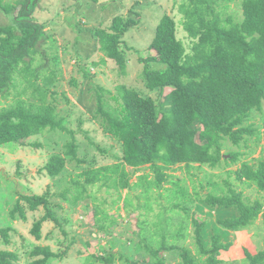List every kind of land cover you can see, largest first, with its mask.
<instances>
[{
	"label": "trees",
	"instance_id": "16d2710c",
	"mask_svg": "<svg viewBox=\"0 0 264 264\" xmlns=\"http://www.w3.org/2000/svg\"><path fill=\"white\" fill-rule=\"evenodd\" d=\"M29 1L0 2V9L10 15L11 21L0 25V103L16 87V74L20 75L23 82L32 85L34 91L40 90L36 84L38 75L33 73L31 66L34 55L41 53L37 45L44 33L42 26L29 18ZM240 1L243 15L240 20L222 17V12L215 7V0L181 2L178 7L182 15L181 25L191 39L187 50L177 37L174 18L167 14L162 16L149 46L156 54L146 60L164 64L166 68L161 71L145 67L142 78L149 90L164 92L168 89L162 107L169 104L170 110H157V103L152 97L125 86L119 87V109L111 108L101 98L98 99V116L101 117L105 132L121 144L122 156H116L113 164L81 166L80 172L71 179V184L59 193L63 200L76 205L90 197L96 203L89 190L99 184L98 189L106 187L117 191L118 198L113 203L121 199L122 189L129 190L124 198L128 210L132 205L133 189L141 187L142 192L133 198L137 202L143 199L145 203H138L134 210H151L150 200L155 199L153 202H156L163 196L170 202V206L164 208V215L176 209L183 210L200 198L199 192L194 188L192 197L185 182L179 178L173 179L166 169L176 164H183L187 170L194 164L210 168L230 166L238 162L242 153H223L225 141H230L236 147H241V142L246 146L247 137L255 136V141H259L256 135L258 130L250 123V119L254 110H261L264 101V0ZM17 6L19 9L13 14ZM136 22L129 19L122 23V19L116 17L109 28L96 31L101 51L121 74L127 65L124 50L120 47L121 36ZM43 81L49 82L47 78ZM40 92L39 96H33L31 102L16 97L9 106L0 107V145L15 142L25 144L23 141L29 136L48 130L68 132L72 138L66 144L64 155H53L43 167L48 176L53 177L65 169V156H70L69 162H76V165H81L85 160L78 157L79 148L74 132L68 130L63 118H58L54 107L46 103L45 94ZM146 165L153 168L155 178L149 179L148 174H142L137 182H130L129 169L134 172ZM235 173L238 180L245 178L246 183L255 184L259 190H264V157H259L253 164L243 162ZM168 183L170 187L165 186ZM155 192L156 196L153 195ZM228 192L221 195L208 193L204 199L210 206L236 207L237 216L220 220L224 228L236 231L249 227L260 212H263L261 216L264 219L260 201L244 202L242 192L231 187ZM23 202L30 211H36L39 207L45 210L31 229L37 239L41 238L45 222L53 221L62 228L58 211L62 206L51 201L49 190L43 194H19L10 210L11 218H15L17 212L23 220L27 219ZM101 205L93 207L96 220L92 228L105 232L107 224L104 220L110 216L105 211H99ZM112 219L111 223H115V219ZM195 219L192 222L199 254L193 253L187 246L176 244L184 237V228L180 226L176 231L178 236L173 235L176 232H173L174 225L170 224V220L173 221L171 215L163 217L158 229L155 228V232L160 234L157 243L151 235L150 225L148 232L144 228H141V232L139 230L137 244L139 249H145L142 257L148 253L150 264H165L166 256H162V253L176 251L173 253L181 258V264H219V250L229 248L230 243H220V235L214 234L206 246L202 233L205 222ZM138 221L139 224H145L147 219ZM10 229L0 228V236L5 242H9L7 231ZM102 250L104 254H94V259L87 264H114L117 259L128 264H140L138 260L126 258L122 253L117 254L105 248ZM244 251L249 264H264V249L255 254L247 249ZM30 255L33 260L27 264H47L55 254L50 247L36 246ZM204 255L206 257L202 259ZM17 259V253L0 248V264H14Z\"/></svg>",
	"mask_w": 264,
	"mask_h": 264
},
{
	"label": "rangeland",
	"instance_id": "374dc122",
	"mask_svg": "<svg viewBox=\"0 0 264 264\" xmlns=\"http://www.w3.org/2000/svg\"><path fill=\"white\" fill-rule=\"evenodd\" d=\"M15 0H0L2 4L13 3ZM184 0H30L28 9L31 11L30 20L42 26L44 36L37 45L41 53L34 55L33 73L38 75L36 84L39 92L32 85L23 82L20 75H15L16 87L5 96L0 107L9 106L14 98L20 97L31 102L39 93L45 94L46 103L54 107L58 118H63L64 125L74 132L78 144V157L85 160L81 165L69 162L70 156H65L67 165L57 176L50 177L43 167L48 164L55 154L64 155L66 144L71 141V135L66 131L48 130L36 136H29L25 144L6 143L0 145V228L10 227L7 231L9 242L0 236V248L17 253L18 259L14 264H27L33 258L30 252L36 246L50 247L54 256L47 264H87L94 259V254H104L103 248L115 253H122L126 258L138 260L140 264H150L149 254L146 258L145 249H139L138 232L151 226V235L160 238L155 232L163 217L173 215V232L180 226L184 235L176 244L189 247L193 253L199 254L194 218L205 222L203 226V242L207 246L214 234L220 235V243H230V247L219 250V264H249L244 249L255 254L264 249V219L260 212L257 219L249 227L240 230H228L220 224L221 219L238 215L236 207H218L208 205L204 199L208 193L214 195L229 194L231 187L242 192V200L252 203L258 200L264 209V190H259L255 184L246 183L242 178L237 179L235 171L243 162L253 164L259 157H264V101L261 110H254L250 123L258 130L259 141L255 136L247 137L245 146L236 147L230 141L224 142L223 153L238 151L242 153L235 164L218 168L194 164L187 170L183 164H176L166 169L173 179L185 182L189 192L194 195V188L199 192V199L186 206L164 215V208L170 206L165 196L151 199V210L140 208L134 210L138 203L134 195L142 192L141 187L133 189L132 205L125 208L124 198L127 189H122L121 199L114 188L107 189L97 184L89 190L96 203L89 198L71 205L63 200L59 193L71 184V179L80 172L81 166L97 164L98 166L113 164L117 157L122 156V146L112 136L105 132L101 117L98 116V99L111 108H120L119 87L133 89L144 96L152 97L157 103V110H170L165 101L167 90L161 92L149 90L142 78L145 67L157 68L164 71L166 65L147 61L146 58L156 54L150 49L157 25L163 15L174 18L177 23V37L183 42L186 50L191 39L181 25L182 15L179 4ZM215 7L222 12V17L230 16L235 20L242 18L240 0H215ZM19 6L13 10L16 14ZM10 15L0 9V25L11 23ZM116 17L122 23L134 19L137 22L121 36L120 47L124 50L126 69L120 73L116 65L107 59L100 49L96 31L99 28H109ZM48 79L45 83L43 79ZM24 92V94H20ZM36 92V94H34ZM18 94V95H17ZM101 149V150H100ZM104 151V152H103ZM117 156V157H116ZM130 182L138 181L142 174H148L149 179L155 178V171L150 165L131 171ZM232 183L233 185H229ZM170 187L168 183L165 185ZM50 191V199L56 205H61L59 219L62 225L55 222H45L42 226L41 238L37 239L32 233L34 222L45 212L42 207L30 211L24 204L27 219L23 220L16 212L11 218L10 210L14 207L19 194H43ZM154 196L157 195L155 192ZM99 211H105L108 219L104 220L107 231L100 232L92 228L95 223L94 205H100ZM131 211V213H130ZM112 218L115 223H111ZM139 219H147L145 224H139ZM156 224V226H155ZM146 225V226H145ZM177 232L173 235L176 236ZM178 236V235H177ZM176 236V237H177ZM174 237V238H176ZM172 242H169L171 244ZM140 250V251H138ZM176 251L162 253L166 256L165 264H181V258L175 256ZM41 257V256H40ZM206 256L204 255L202 259ZM39 258V257H38ZM93 264H100L94 262ZM114 264H128L117 259Z\"/></svg>",
	"mask_w": 264,
	"mask_h": 264
}]
</instances>
